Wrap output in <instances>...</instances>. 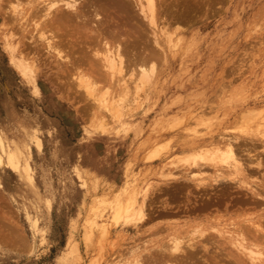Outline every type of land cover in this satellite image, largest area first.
I'll use <instances>...</instances> for the list:
<instances>
[{
	"label": "rangeland",
	"instance_id": "rangeland-1",
	"mask_svg": "<svg viewBox=\"0 0 264 264\" xmlns=\"http://www.w3.org/2000/svg\"><path fill=\"white\" fill-rule=\"evenodd\" d=\"M171 1L158 0L154 23L140 13L135 20V12L131 24L136 28L122 20L127 35L119 38L128 50L138 40L157 51L146 78L125 68L122 78L135 77L131 83L101 69L104 49L97 41L88 48L91 60L80 71L47 48L40 35L58 26L61 2L0 0V153L6 161L0 164V206L16 215L12 219L26 245L12 244L10 229L0 226V264H122L134 243L157 249L197 224L232 233L242 226L248 239L263 241L253 235L252 224L264 215V0ZM12 55L27 58L32 73L25 75ZM81 70L96 87L90 95L82 85L77 90L74 78ZM103 92L110 105L114 102L111 110L99 101ZM102 120L103 133L95 126ZM203 146L238 149L243 169L217 159L195 165L189 155ZM11 152L20 160L18 170L7 164ZM26 160L33 182L22 171ZM132 188L136 206L147 198L145 221L136 217V207L114 215L115 200L124 199ZM205 196L215 200L213 205H200ZM33 218L40 231L32 227ZM100 218L111 225L108 237L98 227ZM71 242L77 243L79 256L69 250ZM215 245L204 253L210 262L216 254L221 264H238L235 250L228 252L225 245L215 252ZM240 256L242 264H253Z\"/></svg>",
	"mask_w": 264,
	"mask_h": 264
},
{
	"label": "bare ground",
	"instance_id": "bare-ground-1",
	"mask_svg": "<svg viewBox=\"0 0 264 264\" xmlns=\"http://www.w3.org/2000/svg\"><path fill=\"white\" fill-rule=\"evenodd\" d=\"M56 2H59V3L61 2L63 4V8H60L61 11H60V13L58 14V16H57V18L55 20V22L58 23V26L55 25V30H53L51 32V34H48L47 36L45 35L47 31L46 32H42L44 34H41L40 38L45 40L48 49L53 48L51 50H55L57 55L60 58L64 59L67 67H70V68L74 69L75 71H80V68L82 69V67H83L82 66L83 63L84 62L86 63V61L90 62V60H91V57H92V55H90V51L91 50L89 51L88 48L90 46L93 47L96 44V41H97V43L104 49V51L102 53V57H101L102 60H103L102 61L103 65H102L101 69L102 68H106L105 70L110 72L113 75V77H114V75L116 76V74L119 75V77H121V78L118 79V76H117V79L121 80V81H123V78L126 79V77H125L126 74H124L123 72L125 71V68L127 69V67H131L132 69L134 68V70L137 69L139 71V73L141 74V76H143V78H146L147 70H148L147 68L149 66L150 67L152 66V64L149 65V63L152 60V58L154 59L153 52H157V51H153L152 49H150L149 46H147V43L145 44L146 46L144 45V47H143V46H141L139 44V43H142V42H138V40H137V42H138L137 43V42H135L134 39H130L129 37L128 38L130 40H134L133 44L131 45L134 48L131 49L132 47L130 46L131 48H130V50H128V46H127V44H125V41L122 42V41H120L121 38H119L120 34L122 33L121 28H122V26L124 24L122 22V20H124V22L127 23V24H131V19H133V16H134L133 14L135 12V17H134L135 20L138 19V18L136 19V17H137L136 14H138L139 17L141 16L140 14H142V17H140V18L147 17L148 19H151L152 23H154L155 22L154 21L155 20V15L157 14L158 3H160L161 1L158 2V0H56ZM172 3H174V2H172ZM53 5L54 4H51V5H49V7L53 6ZM160 5L162 6L163 4H160ZM136 6H139L138 10L136 9ZM15 7H17V6H15ZM148 10L151 12V17L150 18H149V15H148V13H149ZM169 10H167V11H169ZM12 11L14 13L18 12L17 10H15L16 12L14 10H12ZM40 11H41V9H40ZM167 11L164 10V12H167ZM182 11L184 13V10H182ZM185 11H188V9L185 10ZM178 12L180 13V10ZM190 12H191V14L193 13L192 11H190ZM14 13H13V15H15ZM179 13H178V16H179ZM24 14H26V13H24ZM170 14H172V13H170ZM170 14H169V16H170ZM188 14H190V13H188ZM169 16H167V18ZM173 16H175V15H173ZM183 17H182V19H183ZM173 18L175 19L176 16L173 17ZM179 18H181V17H179ZM186 18L187 17H185V19ZM140 20L142 21V19H140ZM140 20H138V21H140ZM177 20H179V19L177 18ZM131 25L134 26V24H131ZM151 26H149V27H151ZM129 27H127V28H129ZM135 28H134V30H135ZM141 28H143V27H140L139 29L142 30ZM145 29L147 30V28H145ZM152 29L156 30L155 27H153ZM45 30H47V29H45ZM131 30L134 31L133 29H131ZM159 30H160V28H159ZM80 31H84L86 34L88 33V36L85 34V36L82 37L81 34H80ZM144 31L145 30H143V33H145ZM156 32H158V29L155 31V34H156ZM74 33H76L77 36H74ZM140 33H138V34H140ZM159 33H160V31H159ZM163 33H164V31H163ZM149 34L151 35L150 32H149ZM10 35L11 34H9L8 36H10ZM125 35H127V34H125ZM162 36H163V34H162ZM148 37H150V36H148ZM148 37L146 36V38H148ZM141 39H142V37H141ZM150 43L152 44V42H150ZM163 45H164V42H163ZM153 49H154V47H153ZM158 49L160 50L161 48H158ZM92 51H93V49H92ZM95 51H96V49H95ZM97 53H98V51H97ZM158 54H156V55H158ZM161 57H162V55L160 57H158V58H161ZM165 57H166V55H165ZM13 58L16 60V62L18 63V65H19V67L21 69V71L25 75H27L29 71H31V73H32V69L30 68L31 66H30V63L27 60V58L25 59L23 57H17V56H13ZM163 59H165V58L163 57ZM156 60H158V59L156 58ZM93 65H95V64L92 63V66ZM96 65H100V62H99V64L96 63ZM105 70L103 72V75L104 74L107 75L106 74L107 71L105 72ZM90 71L88 70V72H90ZM82 72H81V74L78 73L77 74L78 76L76 75L77 78H74V80H77V82L79 83L78 85H80L77 90H79L81 85H82V86L85 87L87 93L90 95L96 89V87H93V81L91 80L92 77L90 78L87 75L84 76L85 74H84V72L83 73ZM93 72H94V70H93ZM100 72H98V73H100ZM130 72H131V70H130ZM132 73H133V71H132ZM136 73L138 74V72H136ZM75 74H73V75H75ZM82 74H84V75H82ZM123 74L125 76L122 78ZM149 74H151V73H149ZM95 75H97V74H95ZM102 76H101V78H102ZM149 76H151V75H149ZM94 78L96 79L95 81H98L97 79L99 77L98 78L94 77ZM131 78L134 81L135 77H131ZM110 79H113L112 76H111ZM128 80H130V79L128 78L125 81H128ZM133 81L130 80L129 82L132 83ZM113 82L111 81V84ZM129 82H127V83H129ZM125 84H126V82H125ZM113 85H111V86H113ZM130 86H132V85H130ZM138 86L140 88V85H138ZM134 88L139 89L137 86L134 87ZM134 88L131 87L133 92H134ZM121 89H124L125 90L124 93L127 94L128 90H129V87H127V85H124V86L121 87ZM140 89H142V87ZM77 90H75V91H77ZM83 90H81V91H83ZM120 90H119V92H120ZM106 95H107V93L103 92L102 95L99 97V101L101 102V105H103L105 108L111 110L112 108H114V107H112V105L114 103L113 102L114 100H112L113 103H112V105H110L109 102H108L110 100H107V98H106L107 96ZM84 98H86V97H84ZM92 99H94V98H92ZM125 99H126V97L124 98L123 101H125ZM135 101H136V99H135ZM135 103H137V101ZM141 103H142V101H141ZM118 104H119V102H118ZM122 105H123V102H122ZM113 106H115V105H113ZM140 106L142 107L141 104H140ZM121 108H122V106H121ZM136 108H137V106H136ZM140 108H139V110H140ZM125 109H127V108H125ZM128 109H127V112H128ZM117 110H119V109H117ZM139 110H138V112H140ZM112 112L114 114V111H112ZM116 114H118V112ZM103 118H104V116L102 115L101 119H103ZM110 118H111V116H110ZM105 119H107V118H105ZM114 119H113V121H114ZM116 120H118V119H116ZM110 122H112V121L110 120ZM110 124L111 123H109L108 126ZM258 124H260V123H258ZM105 125H106V122L104 120H102L101 123H98L95 126H97V128H99L98 129V130H100L99 132L102 131V133H103V130L104 131L106 130ZM94 130H95V128H94ZM230 137L233 140L232 136H230ZM228 143H229V141H228ZM240 150H243V149H240ZM238 153H239L238 149L231 148L229 146H227L224 149L219 147V146H216L214 148L211 147V146L210 147L209 146H203V147L197 149L196 153L194 152V154L193 153L190 154L189 155V159H191V161L194 162L195 165H198V163H197L198 161L197 160H203V161L213 160L214 161V160L217 159L216 162H225V164H229L230 166L232 165L236 169L242 170L243 168L241 166L242 164H241V161H240L241 157H239L240 153L239 154ZM188 154H189V152H188ZM242 158H244V157H242ZM186 159H188V158H185V160ZM231 161H233V162H231ZM0 164H2V165L6 164L4 153H0ZM7 164L12 169H15V170L17 169L18 170L19 166H20L19 165L20 164V160H19L18 156L15 153L11 152L9 157H8ZM21 166H22V171L26 175L25 177H27L30 182H33L34 178H33V175H32V169H31V165L28 162V160L24 161ZM78 171L80 172L81 170H78ZM79 172H77V173H79ZM84 174H85V172H84ZM79 175L81 177V173ZM168 176H171V175H168ZM85 178H87V177H85ZM94 180H95L94 182H96V184H97L98 180H96V179H94ZM86 183L88 185V182H86ZM83 184H84V182H83ZM96 184L94 186H96ZM33 185H34V183H33ZM0 188H1V183H0ZM96 188H97V186H96ZM132 190H133V188L130 191L127 192L126 197L124 199L118 198V200H115L117 202H116V205H115L116 207L113 206V207H115L114 208V215H119L122 211H124L127 214L128 212H132L133 209L136 207V210H135L136 217L139 220L145 221V219L147 217V214H148L147 210L149 208L148 203H147V198L145 199V201L141 202V204H137V206H136L135 203L137 202L136 201L137 196H136V193H134V191L132 192ZM124 191L126 193V189ZM214 201L215 200L210 198V196H205V197H202V201L200 202V205L203 206V205H206V204H212V202H214ZM218 202H220V199L216 200V203H218ZM91 206H95V205L92 204ZM214 206H216V205L214 204ZM89 211H90V208H89ZM8 212H7L6 208H5V206H0V214L2 215V221L0 222V226H2V227L6 226L7 228H5V229H10V231L8 230L9 232L7 230L6 231L8 232L9 240H10V242L12 244H15V245H19L20 244L17 247L26 246L24 244L25 239L22 237V234L19 232V230L16 229V221L17 220L16 221L14 220L16 215L14 217H11V215H9V213L11 211L9 213ZM12 218H14V219H12ZM116 219H117V217L115 218V220ZM263 219H264V215H260V219L258 220V222L252 224L253 225V230H254V234L253 235L257 234L258 236H261V238H263L262 242L261 241L258 242V240L256 239L257 237L255 238L254 236H252L253 240L252 239H248L247 236H246V232L243 230L242 226H239V228H237L238 230L235 229L234 233H232L233 231L229 230V229H219V228H217L215 226L205 227L202 224H197V226L193 227L190 231H188L186 233L183 232L181 234H175L174 236L170 237V240H169L168 243H164L163 245H160L157 249L152 247L150 250H148V249H146V247H142L141 245L139 246L138 244L134 246L135 243L132 246L130 245L131 247H129L128 250H127V253L130 255L129 256L130 258L125 259L124 263H122V264H221V263H219V260H218L216 254L211 255L213 257V259H214L211 262L204 255V253L210 251L211 246H213L214 244H216L215 245V250H214L215 252L218 251L220 246L222 248H225V245H228V248H229L228 252H231V251H229L230 249L235 250V252L237 254H234V255L236 257V262L238 264H242V262H243V260L240 258L241 257L240 255H243V256L247 257L248 260L250 262H252L253 264H264V227H263L264 226L263 225V221L264 220ZM88 221L89 220H87V222ZM11 224L13 225V227H12ZM31 225H32V227L34 228V230L36 232L41 230L38 227V219L37 218L31 219ZM95 225H96V222H94V226ZM109 226H111V225L108 224L106 219H101L98 222V227H99L100 231L103 234H105L106 236L110 233ZM84 227H86V226H84ZM90 228H91V226H90ZM93 229H95V228H93ZM95 233H97V232H95ZM230 233H231V235H230ZM92 234H93V230H92ZM211 235L218 236L219 238H226V240H225L226 242H224V241H220V242L217 241L216 242V239H213V241H211L212 240L211 237H210ZM106 236H105V238H106ZM0 237H2L1 233H0ZM89 239H91V238H89ZM69 244H70L69 250L71 252H77L78 251L77 243L75 244V243L71 242ZM34 245L35 244H33V246ZM29 248H30L29 251H31L32 247L30 246ZM125 248H127V247H125ZM145 250L148 251V252H146L147 254L143 253ZM228 252L226 253L227 256H229ZM65 254H64V256H65ZM77 255H78V252H77ZM76 257L77 256H75V257L72 256V258L75 259V260H76ZM72 258H70V259L72 260ZM59 260H60V258H58V261ZM109 263H111V261ZM72 264H74V263H72ZM114 264H116V263H114Z\"/></svg>",
	"mask_w": 264,
	"mask_h": 264
}]
</instances>
